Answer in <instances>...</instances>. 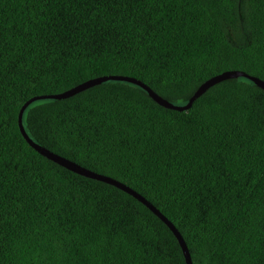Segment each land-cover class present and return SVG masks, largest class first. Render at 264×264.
I'll return each mask as SVG.
<instances>
[{
    "label": "trees",
    "instance_id": "trees-1",
    "mask_svg": "<svg viewBox=\"0 0 264 264\" xmlns=\"http://www.w3.org/2000/svg\"><path fill=\"white\" fill-rule=\"evenodd\" d=\"M264 80V0H0V264H185L132 195L37 153L17 113L93 77L185 104ZM37 144L130 187L192 264H264V90L184 111L107 80L29 104Z\"/></svg>",
    "mask_w": 264,
    "mask_h": 264
},
{
    "label": "water",
    "instance_id": "water-1",
    "mask_svg": "<svg viewBox=\"0 0 264 264\" xmlns=\"http://www.w3.org/2000/svg\"><path fill=\"white\" fill-rule=\"evenodd\" d=\"M237 77H244L250 81H252L257 87L261 88L264 90V80L249 75L245 72L242 71H236V70H229V71H223L217 75H214L210 78H208L207 80H205L196 90L195 92L191 95V97L188 99L187 103L185 104H174L171 103L165 99H163L161 96L157 95L153 90H151L147 85H145L143 82H141L140 80H137L135 78H131V77H125V76H103V77H93V78H89L83 82L78 83L77 85L66 89L64 91L58 92V93H53V94H47V95H40V96H34L29 98L28 100H26L21 107L18 110L17 113V126L18 129L22 135V137L24 138V140L29 144L30 147H32L37 153H39L40 155L46 157L47 159L53 161L54 163L74 172L77 173L79 175L85 176V177H89V178H93L99 181H103L106 182L108 184H111L121 190H123L124 192L132 195L133 197H135L137 200H139L142 204H144L150 211H152L159 219H161V221H163L167 227L172 231V233L174 234L175 238L177 239L182 253L184 255V259H185V264H192L191 258H190V254L189 251L187 249L186 243L183 240L181 234L179 233V231L175 228V226L157 209L155 208L147 199H145L143 196H141L139 193H137L136 191H134L133 189H131L130 187L126 186L125 184L109 177L103 174H99L97 172L91 171L63 156H60L50 150H48L47 148L37 144L35 141H33L29 135L27 134V132L25 131V128L23 126L22 123V114L25 110V108L31 104L34 101H37L39 99H45V98H49V99H64L67 97H70L78 92H81L91 86L97 85L99 83H102L104 81L107 80H111V79H115V80H123V81H127L130 83H133L137 86H139L140 88H142L144 91H146L148 93V95L150 96V98L152 100H154L155 102H157L159 105L165 107V108H169V109H173V110H177V111H184L187 110L191 107L193 101L198 98L202 93H204L210 86L225 80V79H229V78H237Z\"/></svg>",
    "mask_w": 264,
    "mask_h": 264
}]
</instances>
